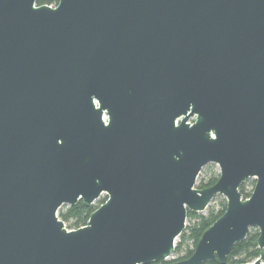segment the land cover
I'll return each mask as SVG.
<instances>
[{"label": "water", "instance_id": "1", "mask_svg": "<svg viewBox=\"0 0 264 264\" xmlns=\"http://www.w3.org/2000/svg\"><path fill=\"white\" fill-rule=\"evenodd\" d=\"M36 1L0 0V264L167 260L217 194L170 264H225L250 228L240 264H264V0ZM102 194L84 226L58 218Z\"/></svg>", "mask_w": 264, "mask_h": 264}, {"label": "trees", "instance_id": "2", "mask_svg": "<svg viewBox=\"0 0 264 264\" xmlns=\"http://www.w3.org/2000/svg\"><path fill=\"white\" fill-rule=\"evenodd\" d=\"M58 0H37L36 5H50L56 6ZM218 174H213L207 178H200L197 183L196 188H205L216 182ZM252 186L254 185V180L251 181ZM239 191L242 198L249 197L251 193L250 190H246L245 182L239 187ZM106 199L104 195L96 204H91L86 206L83 204L82 200H79L74 205L67 206L63 205L57 210V216L66 225L67 229H76L84 226L88 220L91 212H93L97 207L100 206ZM226 208L225 198H221L216 207L208 205L205 209V213L192 212L187 210L186 220L188 223L185 225L184 229L177 237L174 246V252L172 258L167 260H159L151 264H170L174 261L182 260L188 258L195 244L203 231L208 228L222 213ZM258 236V231L256 228H250L246 237L237 242L232 247L230 253L227 256L225 264H240V263H250L255 260L260 253L259 248L255 245L254 241ZM202 264H219L216 258H212Z\"/></svg>", "mask_w": 264, "mask_h": 264}, {"label": "rangeland", "instance_id": "3", "mask_svg": "<svg viewBox=\"0 0 264 264\" xmlns=\"http://www.w3.org/2000/svg\"><path fill=\"white\" fill-rule=\"evenodd\" d=\"M189 122H193V118H190L189 119ZM213 174H219V168H218V166L216 165V164H207V165H205L204 167H202V169L200 170V173H199V175H198V177H197V179H196V183H195V187L197 186V183L199 182V179L200 178H207V177H209V176H211V175H213ZM254 180V178H249L246 182H245V188H246V190H250L253 186H252V184H251V181H253ZM255 183V182H254ZM104 196V194H102L98 199H96L95 201H94V204H96V203H98V201L102 198ZM221 198H224L222 195H220V194H217V195H215L214 196V198L210 201V203H209V205L210 206H214V207H216L217 206V204H218V202H219V200L221 199ZM206 212V210H204V211H201L200 213H205ZM188 223V221L186 220L185 221V225ZM65 227H66V225H65ZM264 263V262H263Z\"/></svg>", "mask_w": 264, "mask_h": 264}, {"label": "built area", "instance_id": "4", "mask_svg": "<svg viewBox=\"0 0 264 264\" xmlns=\"http://www.w3.org/2000/svg\"><path fill=\"white\" fill-rule=\"evenodd\" d=\"M103 120L106 121V116H105V115L103 116ZM252 188H253V187H252ZM252 188H251V191H252ZM64 225H65V224H64ZM172 257H173V256L171 255L170 258H172ZM170 258H169V259H170ZM253 261H254V260H253ZM253 261H252V262H253Z\"/></svg>", "mask_w": 264, "mask_h": 264}, {"label": "flooded vegetation", "instance_id": "5", "mask_svg": "<svg viewBox=\"0 0 264 264\" xmlns=\"http://www.w3.org/2000/svg\"><path fill=\"white\" fill-rule=\"evenodd\" d=\"M254 182H255V180H254Z\"/></svg>", "mask_w": 264, "mask_h": 264}]
</instances>
